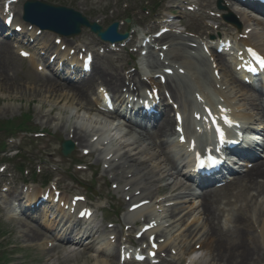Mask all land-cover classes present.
Listing matches in <instances>:
<instances>
[{
  "label": "rangeland",
  "instance_id": "1",
  "mask_svg": "<svg viewBox=\"0 0 264 264\" xmlns=\"http://www.w3.org/2000/svg\"><path fill=\"white\" fill-rule=\"evenodd\" d=\"M23 1L24 0H20L21 5ZM43 1L79 11L85 14V16L89 17L92 21L99 20L100 25H102L104 28L113 21H117V19L130 17L132 29L125 25L123 32L132 31V36H134L133 41L135 42L137 41L138 36L150 30L152 26L155 27L152 29L153 31H151L152 34L157 31L158 28H156V22L159 23V19L164 13H174V11H172L174 8H171V4L169 3L175 2L176 0H126V2L123 0ZM180 1L179 5L182 4ZM211 4L213 6L215 2L212 1ZM21 5L15 9V13H20ZM154 5H157L156 10H154L153 14H149V11L155 7ZM208 9L210 10V8ZM112 13L114 17H112ZM190 15L193 16L192 14ZM175 18H179V21L182 22L183 26L188 25L187 19L184 20L186 16L184 17L182 14H178L175 16ZM255 26L258 28L257 30L264 29V24L257 25L255 23ZM257 30H255V33L258 32ZM52 38L53 36L50 37V40ZM71 42L84 44V46H88L90 50L94 49L95 52L97 51L98 47H103L94 36L90 37V35L87 34L85 30L77 39L75 38ZM41 44H46L51 47V42H46L44 39L41 41ZM131 47L134 48L133 45ZM176 49L178 48H172L170 51H168L169 55H172ZM183 51L188 52V49L185 48ZM183 51H181V53L184 54ZM130 52L133 51L121 50V52L105 54L103 55L104 58L97 61L96 66L104 68L109 74L112 75H115L118 72L124 74L126 71L131 72L133 75L136 73L141 75L146 73L148 68L143 67L139 63H135V59L138 57V54L134 57L132 56L133 54H130ZM155 57V55H151V61L154 60ZM183 61L184 60H182V62ZM202 70L204 72L201 74L210 75V70L207 67H203ZM38 79L39 78L37 75H35V72L28 68L25 62L19 61L16 56H10V59L7 62L3 59V62L0 65V121L14 120V122L17 124V121L15 120L16 118H19L24 113H29L32 115V121L30 124H28L29 127L33 130H36L37 132H46L47 135H49L47 138L40 139L36 142L24 141L21 146H19L18 142L12 144L6 141L9 147V152L11 153L14 151V153L17 154V151H21L20 153L25 155L26 159L24 160L23 165L25 166L26 170H30L32 172L33 169H35V165L39 164L41 170L43 171L42 175H46L50 178L61 175L60 187L66 193L69 192L70 194H84L92 201L100 200L102 203L109 204L110 211L107 214H104L102 223H100V219L98 218H96L95 221L97 225L101 226L98 227L101 228V233L106 230V224L108 222L115 224L113 232H115L116 235L121 233V227L126 225V223L133 224L132 218L127 220L124 215L121 218L116 216V214H118L116 212L124 211L126 204L124 202L123 195L121 196L117 190L112 191L111 187L112 183H115L117 187L122 189L125 185L123 183L125 177L123 176L126 175L122 174L121 170L118 169V164H120V162L116 163L115 166H107L109 168L108 170H105L104 168L102 169L104 155L108 153L109 149H123V152H129L131 155H136L135 158H141L144 162H147V166L154 168L153 175L158 180V183L153 187L154 195L151 198H154V200H157L159 197L165 198L166 196H176V194H169L173 192L178 185L186 184L181 178L175 176L172 170L170 171L172 167L169 166V162H166V159L164 160V157L155 151L157 148L154 145V141H147V143L143 146L141 144L131 146L128 144L126 139H113L110 148L104 150L100 147H89L86 143L79 146L89 149L91 152L89 157L84 158L81 155V150L85 148L75 146V151L72 156L69 159L63 158L60 154V142L62 140H70V136L74 131L77 132L81 137H84L86 142H88L90 136L94 133L90 132L94 129V126H92L93 124L89 126L87 122L89 119H100L98 118L97 114H95L96 112L92 103L88 100L82 102L83 104L81 105V109L77 108L76 112L69 111L68 106L70 104L68 103L69 99H71V93L67 91H62V93L59 92L57 94L55 92H44L40 88V83L43 82H38ZM136 81H138V79H136ZM188 85L190 87L192 86V83ZM124 87H126V85H124ZM40 90L42 91L40 92ZM233 90L234 92H237L235 88L232 89V87H230L225 90V93H230V91L233 92ZM59 97H61V99H59ZM66 99H68V101H65ZM81 123L84 124V126H81ZM97 125H99V123ZM3 139L5 140L6 137L1 135L0 141ZM71 142H73V140H71ZM14 153H11L10 155L13 156ZM84 164L89 166L88 172L78 171L75 167V165ZM51 165H59L60 171L55 173L51 172ZM8 170H12V167L9 166ZM11 172V178H8L7 174L3 175L5 180L12 181L13 185L11 186L9 194L6 195L0 192V222L3 224L4 229L10 233L9 241L11 244L18 246L19 248H29L23 252L29 257L25 261V264H40L39 259H42L44 260V263H47V257L43 255L40 250L41 243L32 244L33 247H29L19 239L21 227L19 223H22L24 220H10V215L8 214V208L10 207L8 198L13 199L14 197H17L19 192L17 189V184L23 181L20 175L15 173L14 170ZM98 177H102V179H96ZM24 180L28 181L25 176ZM132 182L133 187L129 186L132 188L129 195L134 193L139 184L137 179H135V183L134 181ZM91 193H94V195ZM227 193L228 192L226 190L217 193L219 202H221L220 217L222 218V221L227 220V224H223V228L233 231L234 228L231 222L232 218L236 215L235 210L243 207L245 202L243 197H238L232 199L230 205L226 206L223 195L226 196ZM228 198H230V196ZM263 200L264 198L261 199V201ZM198 201L199 200L194 201L193 198H184L181 200L183 207H179V210L177 211L178 216L171 222L173 223L179 221L177 224L172 226V228L175 226L176 228L172 229L169 227L164 231L167 244L163 248V251H165V249L171 248V245L173 244L177 251L180 249L184 253H191L192 251L197 253L194 256V264H213L210 253L204 248L206 243L203 244L204 240L201 238L202 234L206 231V225L203 216L200 214V211L197 210L199 205ZM161 207L163 208V206ZM151 210L152 207L147 208L144 211L145 214L142 216H151ZM169 212L170 211L166 212L167 216ZM245 212L247 218L250 219L252 217L253 223H255V225L262 223L264 219V216H262V213L264 212V202H261V204H258L256 207H254V210L251 213H248V210ZM140 215L141 214L135 215L133 218L138 221L141 218ZM162 218H164V215ZM249 226L250 224L248 223V227ZM195 229V232L201 231V233L198 234L195 239H192L195 235V232L190 236L192 238H188L187 233L190 230L192 232ZM256 229L257 228L255 226V231ZM102 235L104 236L103 233ZM106 239L107 236L101 237L98 242L102 240L104 241ZM86 241L87 242L84 247L89 244L88 239ZM195 243L201 244L203 249L201 248L200 250H196V247L194 246ZM84 247L76 248L71 247L70 245L65 249H60L55 254L56 260L47 264H105L104 261H107V264H118L117 252L112 251L113 253L115 252L113 255L114 257L110 256L109 258L99 255V252L105 251V247L103 246L96 245L95 250L93 251H84ZM162 264H164V262ZM176 264L179 263L177 262ZM258 264H264V251L262 252Z\"/></svg>",
  "mask_w": 264,
  "mask_h": 264
},
{
  "label": "bare ground",
  "instance_id": "2",
  "mask_svg": "<svg viewBox=\"0 0 264 264\" xmlns=\"http://www.w3.org/2000/svg\"><path fill=\"white\" fill-rule=\"evenodd\" d=\"M246 20L248 21L249 24L247 23V25L244 28L245 30L251 29L253 26V22L255 23L257 22L258 25H261V22L251 15L250 16L246 15ZM253 38L257 40L259 39V43H262V45L264 44V35L261 36L260 34H258V36H256L253 34ZM167 39H170L171 41H175L176 37L174 35L166 34L164 39L161 38V40L163 41ZM167 43H169V41L166 42V44ZM242 45L243 46H253L251 43V38L244 40ZM261 52L264 53V51H261ZM9 55H10L9 44L7 42H1L0 43V60H1L0 64L3 62V59L6 60L7 62L9 60ZM64 56L65 55H63L62 57ZM166 58H167V54H166ZM174 58H177V56L176 57L174 56ZM217 59H218V64L220 66L219 69L224 71L227 68L226 60L222 56H218ZM203 64L204 63L202 61L197 62L198 66H202ZM158 65L160 64L154 61L151 67L156 68V67H159ZM128 80L132 82L134 80V77H132V75H129ZM237 80L236 79L232 80L231 86L232 88H235L237 90V94L240 97L245 98L246 94H248V92L245 91L246 86L245 84H240L239 83L240 81H237ZM102 81L105 82V85L108 83L107 85L108 88L110 87L112 92H115V91H119L120 87L123 86V84L126 81V77L123 76L122 73H119V72L116 73L115 75L109 74L108 71H106L104 68L96 66L93 68L92 73L89 74L86 77V79H84V81H81V83L64 80V82L60 84L55 79H51L48 77H41L38 79V82H43V83H40V88L44 92L46 91L49 93L55 92L56 94L59 92L62 93V91L70 92L71 99H69L68 104L70 105L68 107H69V111L71 112L73 111L76 112L77 108L81 109V105L83 104L82 102L87 101V95L92 90L96 82L102 83ZM235 83H238L239 87H237ZM169 88L172 93V99L178 102L182 108H186L187 104L189 103L192 104L193 102L192 99L189 100L188 102L187 100H183L184 97H181V95H179L178 91L179 89H182V84L180 82H172V84L169 85ZM42 90H40V92ZM258 90L259 89L256 88L254 91V95L257 98L259 97ZM59 99H61V97H59ZM65 101H68V99H66ZM260 107L261 108H259L258 111L261 112L260 113L261 118L264 121V105H260ZM99 116L101 117V118L99 117L100 120L89 119V121L87 122L89 126H91L92 124H93L92 126H94V129H93L94 133L91 137L99 134L100 137L102 138V136L105 135L104 136L105 138L103 139V141H105L107 139H111V136L112 137L118 136L119 133H117L116 129L115 130L108 129L107 131H104L105 126L101 122V120H104V119L102 115H99ZM106 120L109 121L111 120V118H106L105 121ZM243 120L246 123H248L244 119V117H243ZM98 123L99 125H97ZM110 124L113 125L112 123ZM172 124H174V118H171L169 114H166L161 120L160 124L158 125L156 131L161 137L170 135L173 132ZM80 125L84 126V124L82 123ZM262 132L264 134V129ZM73 134H74L73 139L78 145H84L86 143L88 144V142H86L84 137H81L77 132L74 131ZM142 136L149 140L151 139V135L146 133V131H142ZM134 144L135 143H133V145ZM96 146L102 148L101 147L102 145H100V143L99 144L96 143L94 147ZM156 148L158 150L155 149V151L159 155H161V153L165 149L164 143L162 142L159 146H156ZM121 150L122 149H118V150L116 149V152H114L111 149H109L108 153L105 154L104 157L106 158L107 156H111V159H110L112 160L110 161L111 166L114 164L115 159L117 158L120 162V166L118 167V169L125 168V167L127 168L123 170V174L127 175V174L136 173L137 174L136 179H138V176H139L138 181L140 182V185H143V188L140 189L142 190L141 193H144L146 196L151 197L153 195L152 188L158 183L156 177L153 175L154 174L153 169L150 166H147V163L144 162L141 158L137 159L135 158V156H131L130 154L125 153ZM111 152H114V153L111 154ZM179 162L180 161L176 163L179 164ZM169 166H171L175 170V167L173 165H169ZM132 180H134V178L127 179L124 182L125 185L131 184ZM242 181L244 184L233 181L232 183L226 185L223 188L224 191L226 190L228 192L226 196L223 195V197L225 198L226 206L230 205L232 199L238 198V197H243L244 202H245L243 207L235 211L236 215L235 217L232 218L231 224H233V228H234L233 231L229 229L224 230L222 228L221 217H220L221 202H219V197L217 196V194L207 193L201 196V201L199 202V206L197 210L200 211V214L203 216L205 225H206V231L202 234V239L204 240L203 244L206 243L204 248L206 249V251L210 253L213 264H258L260 261L263 249L261 247V244L258 241V237L256 236L257 233L254 231L253 224L252 223L250 224V220L247 219L245 211L248 210V213H251L254 210V206H256L258 198H264V162L260 166L254 167L252 170L246 172V175L242 178ZM36 190L38 191L39 189H36ZM188 190L191 191L193 189L191 190L188 189ZM229 196L230 198H228ZM148 197L142 200H147L149 199ZM136 199L137 198L134 197V200ZM63 200H69V198L63 197ZM262 202H264V200ZM136 203L137 202L133 204H136ZM30 204H33V202L26 201V205H30ZM178 210L179 208L174 206L172 208L165 209L164 211L165 213L170 211L168 214V217H171V219H173L176 217V214H178L177 212ZM139 211H136L134 212V214L132 213L131 215L129 214V216H135L139 213ZM59 214L63 217V219L66 220L65 222L68 223L69 227L78 226L80 228V225H79L80 222H77L73 217H70L68 214L63 213V211H59ZM263 214L264 213H262V215ZM170 220L168 222H170ZM247 222L250 224L249 227H248ZM135 224H136V221L134 222V225ZM257 225H258V228L260 229L262 237H264V220L262 223L257 224ZM175 228L176 226L173 227L172 229H175ZM250 228L252 231L250 230ZM76 229L77 227L75 228V230ZM21 230H22V238L26 241L25 243L39 241L41 240L42 237H45V234L41 230L33 226L31 227L24 226V227H21ZM195 231L196 229L193 230L192 232L190 230L187 233L188 238H192L190 236L194 234ZM66 232H68V228H66ZM70 232L72 231L71 230L69 231V234H68L69 237L71 236ZM200 233L201 231L195 232V235L193 236L192 239H195ZM86 234L88 235L89 232H86ZM100 234L101 232L99 228L95 231L94 235H100ZM65 235L63 234L62 236H65ZM84 237L85 235L83 233V235L79 236L78 239L82 240ZM72 240H75V239H72ZM259 240H260V237H259ZM181 253H184V252H181ZM101 255L102 256L104 255V257H109V258L111 256V254H107L105 251H102ZM104 262L106 264L107 261H104Z\"/></svg>",
  "mask_w": 264,
  "mask_h": 264
},
{
  "label": "water",
  "instance_id": "3",
  "mask_svg": "<svg viewBox=\"0 0 264 264\" xmlns=\"http://www.w3.org/2000/svg\"><path fill=\"white\" fill-rule=\"evenodd\" d=\"M25 8L28 9V4L25 6ZM50 8H53V7H50ZM55 11L60 13L63 18V19L61 18L60 20H57L56 24L52 25V24H48L45 22H36V21H33V22L37 24L38 26H40L41 28L54 29L56 32L60 34H66V35L73 34V33L77 34L79 26L82 25L83 23L86 24L85 22L76 20L74 16L68 15L72 13L70 11H65L64 9L59 10V8H56ZM87 26H90L92 31L97 33L98 36L103 40H109L111 42L123 40V38H120L116 34V24L109 27L106 32H101V28L96 25H87Z\"/></svg>",
  "mask_w": 264,
  "mask_h": 264
},
{
  "label": "snow or ice",
  "instance_id": "4",
  "mask_svg": "<svg viewBox=\"0 0 264 264\" xmlns=\"http://www.w3.org/2000/svg\"><path fill=\"white\" fill-rule=\"evenodd\" d=\"M251 52V50H249ZM254 57V59L257 60V62L260 64L261 67H264V59H261L259 56H257L254 52L251 53ZM223 134H221L222 136ZM155 246V245H153Z\"/></svg>",
  "mask_w": 264,
  "mask_h": 264
}]
</instances>
